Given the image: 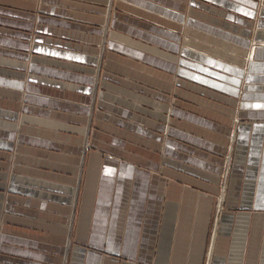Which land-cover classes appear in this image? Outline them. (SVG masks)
<instances>
[{"label":"crops","instance_id":"1","mask_svg":"<svg viewBox=\"0 0 264 264\" xmlns=\"http://www.w3.org/2000/svg\"><path fill=\"white\" fill-rule=\"evenodd\" d=\"M122 1L125 8L142 10L148 17H158L164 25H150L129 11L121 13L124 20L120 23L119 13L115 15L114 23L123 30L138 32L154 42L150 45L116 33L110 48L128 62L123 65L127 75L146 77L165 88L173 87L176 74L185 76L180 79L183 84L207 92L210 100L190 94L185 87L174 91L203 101L210 116L223 119L219 122L210 117L208 121L173 109L176 115L189 120L183 125L194 127L200 137L174 128L171 133L210 146V184L198 179V174L204 172L176 169L173 173L191 184L174 180L167 186L165 176L151 171L159 168V163L147 158L145 167L139 168L123 156L104 158L102 153L93 152L89 167H82L84 149L67 142L74 137L60 131L76 129L86 134V129L69 124L66 119L73 115L62 109L71 105V100L75 101L74 107L90 114L91 108L83 102L89 103L92 98L93 77L85 71L97 57L91 56L86 46L65 39L78 40L80 31L99 34L102 28L65 18L83 17L95 24L90 19L101 20V16H89L87 12L98 9L97 5L84 3L88 0H42V14L37 16L27 6H37L38 0H0V178L7 175L1 158L9 155L6 150L12 148V140L17 138L22 144L24 137H16L10 130H17L19 125L13 122L19 107L31 114L23 115L20 126L26 137H33L27 140L28 145L68 149L55 154L22 145L20 151L77 164L71 169L37 170L36 175L27 172L33 168L20 166L18 169L25 174L15 172L6 183L0 180V264H66L65 257L67 264H149L154 252H158L154 261L157 264H201L216 193L217 222L209 263L264 264V1L259 10L260 0H207L210 5L193 0L194 5L210 7L209 19L192 16L193 8L183 12L179 0ZM36 16L40 33L35 42H30L33 35L29 29ZM253 24L257 41L252 43ZM180 29L187 34L182 52L192 59L181 58L179 62L207 72L179 66L163 49H181ZM252 44L254 56L248 59L247 48ZM31 48L33 53H28ZM24 68L33 73L27 75ZM131 92L139 102L128 104L154 119L138 114L135 118L154 128L114 115L109 119L131 126L137 133L119 129L125 136L159 144L163 136L155 128H164L158 120L170 119L165 115L167 105L139 90ZM156 94L164 98L163 92ZM8 102L16 107H7ZM146 102L153 103L155 110L144 107ZM110 110L131 118L135 115L126 108L113 106ZM230 123L237 125L234 135ZM203 135L210 136V140L198 139ZM43 136L55 139L43 140ZM232 138L235 162L230 172L224 171L220 177V168L214 162L221 161L220 153L228 151ZM76 139L78 143L84 141L83 137ZM170 140L177 144L178 140ZM196 183L207 191L196 187ZM74 218L77 221L73 229Z\"/></svg>","mask_w":264,"mask_h":264},{"label":"rangeland","instance_id":"2","mask_svg":"<svg viewBox=\"0 0 264 264\" xmlns=\"http://www.w3.org/2000/svg\"><path fill=\"white\" fill-rule=\"evenodd\" d=\"M36 1V0H35ZM157 1V0H155ZM160 1V0H159ZM169 1V0H167ZM172 1V0H170ZM203 2H207V4L210 5V1L207 0H200ZM264 0H260L261 6H263ZM41 2L42 0H38L36 4L37 6H27L32 10V12L36 13L37 16H39L41 13ZM180 5L182 8L183 12H190L193 8V13L192 16H200V17H205L209 19L210 16V7L206 8L203 6H200L199 4L194 5L193 0H179ZM44 3V2H43ZM86 4H92V5H97L96 10L94 11H88L87 14L91 15H96V16H101L100 19H95L91 18L90 20L95 21V24H91L87 21H85V18L83 17H76L75 18H65L69 21L73 22H79L87 25H92L96 26L98 28H102V32L99 34H96V32H84L80 31L79 34L81 38L78 40L75 39H65V41L68 42H74L82 46H86L88 48V52L91 56L97 57L96 62H92L91 64H88V67H86V74L91 75L93 77V82H92V87H93V94L92 98L89 103H84L87 107L91 108L90 114H84V110L82 108H76L74 107V104L69 100L71 105H65L62 109L68 114H71L69 119H66L69 124L72 125H77L79 127H85L86 134H79L83 133V130H76V129H71V130H65L62 129L60 132L62 133H67L71 134L74 138L71 140H66L69 143L76 144V146H80V148L84 149V156H83V163L82 167L88 168L90 165V160H91V153L93 152H100L104 155V158L109 155V156H116L117 158H122L121 156L128 158V160L125 161H130L136 164L139 168H144L145 159H150L152 161H156L159 163V168L153 169L151 168L152 172H160L163 176H165V180L167 186L171 184L172 181L176 180L179 184L182 185H188L191 183H188L187 180L184 178L177 176L173 173L172 170H182L186 171L184 169H196L204 173H199L198 174V179L201 180L202 182H206L207 184H210V146L208 145H202V143H191L192 141L188 140L187 137H178L176 135H173L170 131V129L174 128L176 130H183V132L186 133H191L194 136H199V133L195 131L193 128L194 127H187L183 125V121H186L187 119L180 117L174 113V108L178 109L179 112H183L186 114H192L196 117H203L205 120L207 119L210 121V117L213 118L216 121L222 122V118H216L210 116V111H206L203 106L206 105L203 101L199 99H195L191 96L184 95L178 91H174V88H186L185 90L189 92L190 94L193 93L197 97L201 98H207L210 100V94H207V92H202L199 91V89H196L195 87H192L190 84H183V81H180V79H186L185 76L181 77L179 74H176V77L172 80V85L173 87L171 88H165L161 87L158 82L148 80L146 77H132V75L128 76L127 72L128 70H125L123 68V65L126 66L128 64L127 61L123 60L118 56L117 54H114L113 50L110 48V43L113 40H116V33L119 34L120 32L124 34V36H129L131 39L137 40V41H143L145 43H148L152 45L154 42H152L150 39H146L138 32H126L123 30L120 25H117L114 23V18L117 13V16L119 17V21L121 23L122 20H124L121 16V13H125L129 11V13L134 16V18H140L141 21L146 22L148 24L156 25V26H163L162 22L159 21L158 17H148L146 16L147 14L144 13L142 10L141 12H137L134 10H129L125 8L123 5L122 0H88V2H84ZM99 6V7H98ZM95 9V8H94ZM84 11V10H81ZM86 12V11H85ZM37 16L33 19V26L29 29V32L33 35V38H30V42H35V37L39 35L40 32H38V24L40 23L39 19ZM76 18H79L76 19ZM158 19V20H157ZM88 20V19H86ZM97 22V23H96ZM137 24H145V23H140L138 22ZM256 24V23H255ZM253 24L252 28H254V32L252 31V34L250 36V41L253 43L256 40V25ZM253 30V29H252ZM125 31V32H122ZM182 41L180 42V48L185 47L186 45L184 44L185 38L187 37V34L183 32V30L180 29L179 31ZM189 37V36H188ZM182 48L178 50H172L163 47L166 51H168L173 57L175 63H178V65L182 66L185 69L192 70V71H204L207 72V69L198 67L196 65H191V64H185V63H180L179 61L181 58H191L189 55H186L182 52ZM247 55L246 56L248 59L254 56L255 52V46L254 44L251 45V47L247 48ZM29 52L33 53V48H31ZM126 56V55H124ZM129 58L128 56H126ZM192 59V58H191ZM27 63V62H26ZM27 67V66H26ZM22 71L26 72L27 75L32 74L33 72L30 71L29 68H24ZM84 73V72H83ZM170 73V72H168ZM171 74L174 75V72ZM41 75V74H40ZM175 76V75H174ZM58 80H61L57 78ZM179 80V81H178ZM87 84H90L87 82ZM116 87L117 90L114 88ZM118 88L123 90L120 91ZM207 88V87H206ZM210 87H208L209 89ZM129 89V90H128ZM140 91L141 93L148 94L150 97L155 98L162 104H166L167 107L165 109V115H170V119H160L158 120L159 122L164 123V128H155L156 132L160 135L163 136L162 142L158 144L157 142L153 145L149 140L147 139H142L137 136H131V135H126L125 133H120L118 130H126L131 133L137 134L134 129L131 128V126H125L121 122H116V120H110L109 118L110 115H114L119 118H123L127 122H134L137 125H146V123L142 122L139 119H136V115L138 116H144V117H149L153 118V116L147 114L144 111H141L139 109L134 108V106L130 105L133 104L131 102H139L138 98L131 92V91ZM210 90V89H209ZM156 92H163V99L162 96H159L156 94ZM117 97H116V95ZM116 97V98H112ZM161 97V98H160ZM121 98V99H119ZM115 99V100H114ZM64 100H68L64 98ZM125 100L126 102L122 101ZM23 104H25L26 99H23ZM130 101V102H129ZM130 103V104H128ZM143 105L146 108H149L150 110H155V105L153 103H144ZM8 105L7 107H10L14 104H10L9 102L6 104ZM113 106L116 107H121V108H126L130 112H134L135 115L134 117H128L125 115H122L120 112H112L110 109L113 108ZM14 107H16L14 105ZM13 107V108H14ZM60 110V108H58ZM19 115L13 122H19V125L17 127V130L11 127L15 133L16 137L20 136L21 134L24 136L21 139L22 144H20V141L15 138L12 140V148L9 150H6V152L9 155H5V158H1V163L3 167L4 173L7 175L2 176L0 180L2 182H7L8 179L12 178V175L15 172H18L19 174H25V171H20L18 168L21 166H26V167H31L33 169L39 168L36 170L29 169L27 172L30 174H38L37 170H63V169H71L72 167L76 166L77 164L74 162L66 161V160H49L46 155L44 154H39V155H34V153L30 152H24L20 151L19 148L25 145H28L27 140L31 141L33 139L32 136L26 137L24 130L20 129L21 126V120L23 115H31L30 113H26L22 110L21 107L18 109ZM69 111L71 113H69ZM84 115H87L86 119L83 117ZM192 119V118H191ZM189 121V120H187ZM191 123H194L191 121ZM206 123V122H204ZM228 123V122H227ZM195 125H198L194 123ZM150 126L151 128H154V125H146ZM198 127V126H197ZM199 127L203 128H208L209 126H202L199 124ZM231 127V135H234V132L236 131L237 125L236 123H230ZM121 131V130H120ZM28 134V133H26ZM34 134V133H32ZM37 137V135L35 136ZM78 137H83L84 141L83 143H78L77 139ZM142 137V136H141ZM203 138H198L201 140H210V136H201ZM43 140L45 139H55L51 136H43ZM209 138V139H207ZM151 139V138H150ZM178 140L177 144L174 145L171 143V140ZM233 138L230 142L229 148H228V153H223L221 152V161H215L214 164H216L220 168V177L224 171L230 172V167L231 164L234 163L235 157L233 156ZM156 141V140H154ZM182 142V143H181ZM162 143V146L160 144ZM33 148H38L43 151L49 150L52 153H61L63 154L65 151L68 152L67 150H64L62 146H59V149L61 150H56L55 148H49L44 145H28ZM25 149V148H24ZM64 150V151H63ZM11 154V155H10ZM70 154H72L70 152ZM75 155V154H73ZM229 157V160H228ZM37 158V159H35ZM86 160V162H85ZM58 162V164H54V162ZM85 163V164H84ZM1 166V165H0ZM183 168V169H182ZM167 169V172L164 170ZM155 170V171H153ZM190 174V172H186ZM228 173L226 178H228ZM50 179V178H48ZM201 183V182H200ZM200 183H196L195 186L200 188L203 191H207V188H203L200 186ZM204 184V183H203ZM222 185V184H221ZM194 186V187H195ZM208 191H210L208 189ZM218 201H219V194L216 193L215 196V203H214V213L212 216L211 220V226H209L208 230V236H207V241H206V248L205 252H202V262L201 264H210V245L212 241V234L213 230L216 226L217 222V211H218ZM80 202V201H79ZM79 205V203H78ZM77 219L74 218L73 220V229L75 226ZM73 242V241H72ZM197 253V252H194ZM188 254V253H187ZM153 257V256H152ZM158 257V252H154V259L149 262V264H157L155 259ZM195 259V257H194ZM64 263L67 264V258H64ZM140 263V262H139Z\"/></svg>","mask_w":264,"mask_h":264}]
</instances>
